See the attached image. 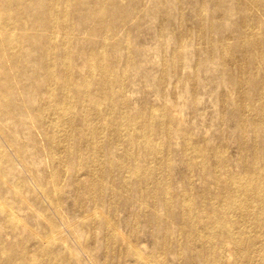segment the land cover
<instances>
[{"label":"bare ground","instance_id":"6f19581e","mask_svg":"<svg viewBox=\"0 0 264 264\" xmlns=\"http://www.w3.org/2000/svg\"><path fill=\"white\" fill-rule=\"evenodd\" d=\"M149 1L0 0V219L19 237L0 235V264H54L59 249L61 264L80 252L82 264H99L80 238L90 228L102 233L101 264H168L169 255L174 264H264V0H197L193 26L182 0ZM165 11L154 32L161 63L147 76L136 34L149 13ZM212 59L225 87L220 121L236 120L235 158L226 139H199L183 118L182 95L196 103L197 70ZM179 67L194 73L177 100L161 92L162 102L132 103L138 77L160 90ZM178 155L186 169L175 187ZM70 186L73 219L59 208ZM128 202V236L148 231V252L118 233Z\"/></svg>","mask_w":264,"mask_h":264},{"label":"rangeland","instance_id":"374dc122","mask_svg":"<svg viewBox=\"0 0 264 264\" xmlns=\"http://www.w3.org/2000/svg\"><path fill=\"white\" fill-rule=\"evenodd\" d=\"M142 5H147L148 8L152 7V4L149 0H141ZM181 5L183 6V16L186 20L187 24L190 26H193L196 22L195 12L197 8V0H182ZM178 12H176V16H178ZM218 12L215 11V15H217ZM169 16V12L165 11L163 14H154L149 13L147 16V19L145 20L144 26L137 31L136 34V44L141 45L147 50V55L144 58L142 64L146 68L145 72L146 75H155L156 70L158 66L160 65L161 56L159 54V44L157 40L155 41L154 32L156 31V27ZM188 17V18H187ZM133 22V21H132ZM129 22L126 24V26L123 25V28L126 29L129 26H132L133 23ZM149 23V24H148ZM143 44V45H142ZM158 44V45H157ZM173 42L170 43V47H172ZM146 46V47H145ZM189 46L193 52V59L197 60L199 58V52L195 51L196 49V40L195 38L191 37L189 39ZM148 47V48H147ZM169 47V48H170ZM199 49L201 50H207V44L202 43L199 46ZM158 54V55H157ZM148 59V60H147ZM215 62H208L207 68H202L197 70V75L199 78V86L197 87L195 93L198 96V100L195 104H191L189 97L185 94L182 95V97H186V107L185 115L183 116L185 120V124L190 125L193 129L194 133L199 139H202L204 141H211L212 142H219L221 139H226L227 141V150L229 155L232 158H235L238 155V145L236 141V120L231 119L227 117L223 121H220V112L222 110V103L220 102V97L224 93L225 87L221 84H219L217 78H216V70H213V66ZM156 69V70H155ZM155 70V71H154ZM187 68L185 67H179L177 71L174 73L172 82L166 84L160 90H156V88L150 84L149 80L145 76L138 77L135 87L128 91V95L132 100V103L136 106H141L145 100L152 101V102H162V94L161 92H165L168 94V97L171 100H177L179 98L181 89H182V80L191 73ZM137 78V77H136ZM135 80V78L133 77ZM130 93V94H129ZM140 93V94H139ZM141 100V103H140ZM136 103V104H135ZM219 112V113H218ZM222 122V123H221ZM225 130V134L222 136L220 134V129ZM221 135V137H220ZM176 144L179 146V139H175ZM33 158H37L35 155H33ZM47 157L42 156L41 159L46 160ZM34 171H37L38 168H32ZM186 165L184 161L182 160V157L180 155L177 156L175 169H174V176L177 180V186L180 187V178L182 173L185 171ZM48 172V171H47ZM40 174H43L42 171L39 172ZM191 180L193 184L196 186H200L202 184V179L199 176L198 173H193L191 175ZM74 187L70 186L68 192L65 195L64 200L62 201L60 208V213L65 214L68 217H74V215L79 214L78 210L75 206L76 201V195L74 193ZM44 201V200H42ZM37 210L40 211L43 215L46 216L45 212H49V207H43L40 205L36 206ZM135 208V204L133 202H128L124 206L121 207L119 210V219L117 223V230L120 236H123L124 242L129 241H135L137 244H141L142 248L145 252H148L151 247L153 246V238L151 237L150 233L148 231H138V232H132L130 236H128L129 232V225L128 222L131 217V213ZM101 212H106L104 209L100 208ZM23 214V215H22ZM18 215L26 221L27 226L35 231L41 232L44 230V224L38 220H36L35 217L32 218H26L28 214L26 211H18ZM48 217V216H46ZM56 217V215H55ZM49 219H52L54 217H48ZM56 219V218H55ZM73 219V218H72ZM47 222V221H46ZM105 224V223H104ZM6 222L4 220L0 219V235L2 238H6L7 240H18L19 237L13 236L10 233H7L5 230L6 228ZM26 226V227H27ZM9 231V230H8ZM87 241H86V235ZM101 236L102 233L99 232V230L96 229H85L80 233L81 241L86 243L88 245L89 252L93 254L95 257H97L95 260L98 261L99 264H101L103 260L102 251L103 247L101 244ZM26 241L27 249L34 250L37 245L34 242H31L28 239V234L23 233V236L21 237ZM68 239L71 241V238L68 237ZM100 241L98 244V248L96 247V244ZM88 242V243H87ZM20 251L22 252V247L19 246ZM24 250V249H23ZM58 253L56 256L53 257L54 264H61L60 260H56V258H60L62 256V250H57ZM30 252V250H29ZM83 255L81 252L76 256V258L73 260L70 264H82V260L79 256ZM83 260H86L84 256H81ZM101 261V262H100ZM168 264H174L175 262V256L169 255L167 257ZM85 264V263H83Z\"/></svg>","mask_w":264,"mask_h":264}]
</instances>
